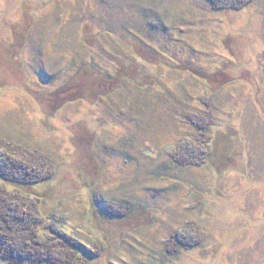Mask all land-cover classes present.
Segmentation results:
<instances>
[{"label": "rangeland", "instance_id": "rangeland-1", "mask_svg": "<svg viewBox=\"0 0 264 264\" xmlns=\"http://www.w3.org/2000/svg\"><path fill=\"white\" fill-rule=\"evenodd\" d=\"M237 8L0 0V148L48 160L27 202L92 264H264V0Z\"/></svg>", "mask_w": 264, "mask_h": 264}, {"label": "trees", "instance_id": "trees-1", "mask_svg": "<svg viewBox=\"0 0 264 264\" xmlns=\"http://www.w3.org/2000/svg\"><path fill=\"white\" fill-rule=\"evenodd\" d=\"M251 1L228 0V3L240 9ZM214 142L207 143L211 152L202 157V163L207 164L214 155ZM47 163L46 158L34 152L0 148V256L9 264H77L79 257H85L87 263L92 264L101 253H86L53 218L45 220L40 210L41 197L31 204L27 202L26 188L41 185L52 178L53 171L47 169ZM106 208L118 217L128 213V207L122 204L110 203ZM17 231H21V235H16ZM56 250L65 257L56 254ZM102 251L106 252L105 249Z\"/></svg>", "mask_w": 264, "mask_h": 264}]
</instances>
